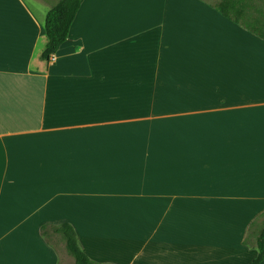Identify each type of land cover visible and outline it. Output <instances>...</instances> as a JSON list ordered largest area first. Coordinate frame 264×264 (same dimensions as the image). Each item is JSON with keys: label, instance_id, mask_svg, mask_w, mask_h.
<instances>
[{"label": "crops", "instance_id": "crops-1", "mask_svg": "<svg viewBox=\"0 0 264 264\" xmlns=\"http://www.w3.org/2000/svg\"><path fill=\"white\" fill-rule=\"evenodd\" d=\"M58 1L0 0V264H75L65 223L98 264H251L258 0H84L47 60Z\"/></svg>", "mask_w": 264, "mask_h": 264}, {"label": "trees", "instance_id": "trees-1", "mask_svg": "<svg viewBox=\"0 0 264 264\" xmlns=\"http://www.w3.org/2000/svg\"><path fill=\"white\" fill-rule=\"evenodd\" d=\"M84 0H59L47 13L45 31L47 44L42 54L44 59H51L61 45L65 43L70 34V29ZM229 3H223L222 13L226 16ZM261 37L264 38V35ZM254 234L258 248V255L251 264H261L264 261V213L253 222ZM46 236L47 232H43ZM53 233L61 235L65 241L68 254L74 259L75 264H98L84 252L74 228L69 224H61L53 228Z\"/></svg>", "mask_w": 264, "mask_h": 264}, {"label": "rangeland", "instance_id": "rangeland-1", "mask_svg": "<svg viewBox=\"0 0 264 264\" xmlns=\"http://www.w3.org/2000/svg\"><path fill=\"white\" fill-rule=\"evenodd\" d=\"M256 3H257L256 6L259 5L258 7H261V9L263 10V13H264V0H258V2H256ZM57 245H58V247H59V250L62 251V253L65 254V248H64V245L61 244L59 241H58Z\"/></svg>", "mask_w": 264, "mask_h": 264}, {"label": "built area", "instance_id": "built-area-1", "mask_svg": "<svg viewBox=\"0 0 264 264\" xmlns=\"http://www.w3.org/2000/svg\"><path fill=\"white\" fill-rule=\"evenodd\" d=\"M51 57H53V56H51Z\"/></svg>", "mask_w": 264, "mask_h": 264}]
</instances>
